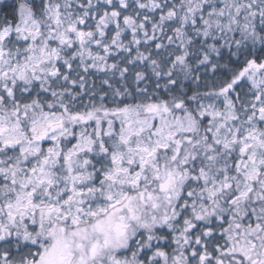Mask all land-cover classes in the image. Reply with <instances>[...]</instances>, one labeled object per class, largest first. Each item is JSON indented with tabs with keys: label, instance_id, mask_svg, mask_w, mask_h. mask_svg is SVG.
I'll list each match as a JSON object with an SVG mask.
<instances>
[{
	"label": "snow or ice",
	"instance_id": "snow-or-ice-1",
	"mask_svg": "<svg viewBox=\"0 0 264 264\" xmlns=\"http://www.w3.org/2000/svg\"><path fill=\"white\" fill-rule=\"evenodd\" d=\"M0 264H264V0H0Z\"/></svg>",
	"mask_w": 264,
	"mask_h": 264
}]
</instances>
